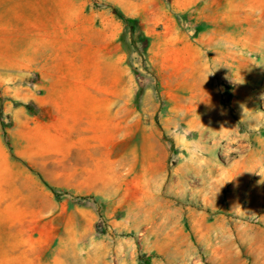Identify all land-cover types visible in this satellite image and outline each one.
<instances>
[{"label":"rangeland","instance_id":"1","mask_svg":"<svg viewBox=\"0 0 264 264\" xmlns=\"http://www.w3.org/2000/svg\"><path fill=\"white\" fill-rule=\"evenodd\" d=\"M107 52L108 107L61 95ZM26 252L264 264V0H0V258Z\"/></svg>","mask_w":264,"mask_h":264},{"label":"crops","instance_id":"2","mask_svg":"<svg viewBox=\"0 0 264 264\" xmlns=\"http://www.w3.org/2000/svg\"><path fill=\"white\" fill-rule=\"evenodd\" d=\"M109 54L107 52L106 61L103 58L96 59V62H87L86 58L79 59L81 63H64L57 85L61 95H73L79 97L76 102L79 106L87 105L86 98H91L88 104L109 106ZM105 80V87H104ZM101 81V85L99 84ZM64 103V102H63ZM62 103V104H63ZM65 104H68L65 102ZM65 264L62 257H55L53 262ZM0 264H43L42 258L31 252L21 255L0 258ZM44 264H52L45 263Z\"/></svg>","mask_w":264,"mask_h":264},{"label":"trees","instance_id":"3","mask_svg":"<svg viewBox=\"0 0 264 264\" xmlns=\"http://www.w3.org/2000/svg\"><path fill=\"white\" fill-rule=\"evenodd\" d=\"M120 15V14H119Z\"/></svg>","mask_w":264,"mask_h":264}]
</instances>
